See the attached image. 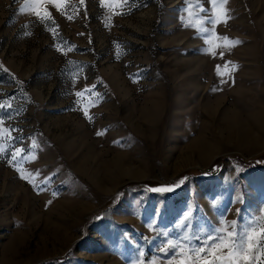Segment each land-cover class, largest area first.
Masks as SVG:
<instances>
[{
    "label": "rangeland",
    "instance_id": "obj_1",
    "mask_svg": "<svg viewBox=\"0 0 264 264\" xmlns=\"http://www.w3.org/2000/svg\"><path fill=\"white\" fill-rule=\"evenodd\" d=\"M59 2L0 0V264H176L259 216L264 0Z\"/></svg>",
    "mask_w": 264,
    "mask_h": 264
},
{
    "label": "snow or ice",
    "instance_id": "obj_2",
    "mask_svg": "<svg viewBox=\"0 0 264 264\" xmlns=\"http://www.w3.org/2000/svg\"><path fill=\"white\" fill-rule=\"evenodd\" d=\"M114 3H121V0H113ZM47 3H55L57 7L61 4L59 0H25L24 6L20 8L21 13L34 12V14L43 22L45 20L52 19L50 12L47 10L41 12L36 10L34 5H43ZM83 3V0H81ZM102 5L106 3V0H101ZM126 4L127 0H123ZM214 8L223 9L221 15L223 16V22L231 17L227 15V10L224 9V5L227 0H211ZM199 6V5H197ZM123 14V13H118ZM192 13L190 12V16ZM71 19L72 17H68ZM111 17H109L110 19ZM54 23V21H53ZM211 23L215 25L217 23V18H211ZM196 26V25H192ZM201 32H209L207 28H198ZM224 41H227V46H235L242 41L239 39L231 40L228 37H219ZM209 51H211L209 49ZM211 54L215 56V52L212 51ZM231 63V62H228ZM234 68L237 66H233ZM227 68V64L225 65ZM7 71V69H5ZM217 74L222 75L220 66H217ZM226 82V81H224ZM85 91H90L85 89ZM77 96L83 95V93H76ZM5 107V105L0 104V108ZM85 115L88 116L87 111ZM91 121L92 117L88 116ZM3 121L0 120V125ZM9 131L8 129L0 127V139L4 138V133ZM107 130L97 132V135H103ZM19 151H23L20 149ZM3 147H0V153H3ZM13 160H15V154H13ZM17 171L21 173V178L28 180L32 183L31 174L25 175V171L21 168H17ZM38 175V174H37ZM183 183V180L180 181ZM35 187L36 185L33 184ZM178 186V185H175ZM169 187L153 189V191H170ZM55 195V194H54ZM189 217H186L187 220ZM185 240H190L188 236L184 237ZM197 239H199L197 237ZM176 250L174 253L175 257H182L176 260V264H264V211L257 217L250 220L243 228H240L237 221H222V225L219 228L213 229L212 233L206 234V238L202 241V245L199 247H193L191 244L182 245L177 241L168 240L167 245L161 247L160 251L167 254L169 251ZM143 256V253H140ZM212 257V259H209ZM136 264H144L143 260L136 261ZM151 264H157L156 260H152ZM172 264V261L169 262Z\"/></svg>",
    "mask_w": 264,
    "mask_h": 264
},
{
    "label": "trees",
    "instance_id": "obj_3",
    "mask_svg": "<svg viewBox=\"0 0 264 264\" xmlns=\"http://www.w3.org/2000/svg\"><path fill=\"white\" fill-rule=\"evenodd\" d=\"M248 167H252V168H263L264 169V163H258V164H253V163H250L248 164ZM193 174H196V175H199V174H202L201 171H195Z\"/></svg>",
    "mask_w": 264,
    "mask_h": 264
}]
</instances>
